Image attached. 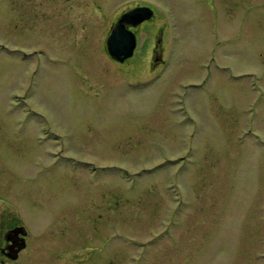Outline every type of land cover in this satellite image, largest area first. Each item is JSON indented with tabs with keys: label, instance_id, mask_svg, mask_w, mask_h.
I'll use <instances>...</instances> for the list:
<instances>
[{
	"label": "rangeland",
	"instance_id": "obj_1",
	"mask_svg": "<svg viewBox=\"0 0 264 264\" xmlns=\"http://www.w3.org/2000/svg\"><path fill=\"white\" fill-rule=\"evenodd\" d=\"M31 1L0 0V200L42 243L16 264H264V0Z\"/></svg>",
	"mask_w": 264,
	"mask_h": 264
},
{
	"label": "flooded vegetation",
	"instance_id": "obj_2",
	"mask_svg": "<svg viewBox=\"0 0 264 264\" xmlns=\"http://www.w3.org/2000/svg\"><path fill=\"white\" fill-rule=\"evenodd\" d=\"M31 3H32L31 12L35 15V17L39 16L42 20L44 19L45 22H48L47 1L37 0V2L31 1ZM142 4H145V3H135L132 5H127L123 7L120 11L116 12L114 14V17L111 19L106 29V32H105L104 49L108 57L111 58L112 60L119 61L115 59L114 57H112L106 48V40H107L108 35L111 32L112 26L118 20V17L123 11L135 5H142ZM52 9L56 15L62 14L61 13L62 12L61 2L56 1ZM152 18H154V14L149 19H152ZM62 20L63 19L56 18L55 26H57L59 22H62ZM142 22L136 25L126 23V27L135 33L136 45L138 43L139 30L142 25ZM72 29L74 28H70L69 26L67 30L70 31V33H72L74 32V30ZM159 29L160 30L158 34L155 35L156 37L155 42L153 43L152 48H151L152 64H154V62L162 61L161 26H159ZM136 45H135L132 55L128 56L123 61H119V62H126V61L128 62L130 58L133 57V55L135 54ZM0 201H3V203L0 202V264L20 263L21 261H23V259L27 256V254L32 249H37L36 247L38 245H40V248H41L42 243L41 242L35 243V244L32 243L31 228L27 224L26 219H24L21 210L15 205V203L6 202L5 200H0Z\"/></svg>",
	"mask_w": 264,
	"mask_h": 264
},
{
	"label": "water",
	"instance_id": "obj_3",
	"mask_svg": "<svg viewBox=\"0 0 264 264\" xmlns=\"http://www.w3.org/2000/svg\"><path fill=\"white\" fill-rule=\"evenodd\" d=\"M152 15V7L146 4L135 5L120 14L106 40V48L112 57L123 61L133 53L136 45L135 33L126 27V23L136 25Z\"/></svg>",
	"mask_w": 264,
	"mask_h": 264
}]
</instances>
